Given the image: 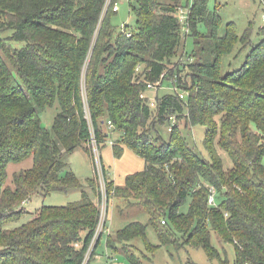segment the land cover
<instances>
[{
	"label": "trees",
	"instance_id": "trees-1",
	"mask_svg": "<svg viewBox=\"0 0 264 264\" xmlns=\"http://www.w3.org/2000/svg\"><path fill=\"white\" fill-rule=\"evenodd\" d=\"M207 3L192 1L185 33L175 14L188 0H134V26L119 31L112 24L118 0H0V33L11 32L0 37V264H85L87 255L89 263L102 236L94 241L102 192L91 133L98 149L119 135L110 141L113 156L128 147L143 160L122 186L107 179L101 162L104 189L107 198L147 213L160 246L202 250L227 264L225 248L212 244L215 235L233 248V264H264V26L241 67L221 76V58L237 44L248 47L251 32L238 36L230 22L220 34L221 19ZM168 73L171 91L151 107L146 86L161 85ZM55 104L49 131L40 112ZM166 122L164 139L158 129ZM180 122L187 130L205 128L207 159L188 144ZM77 148L93 167L88 191L62 160ZM28 158L32 166L8 185V165ZM77 190L78 201L42 205L24 224L5 228L25 216L22 205L40 191ZM210 190L215 207L208 205ZM145 230L132 222L108 235L106 247L140 264L128 242L138 237L146 250L158 248Z\"/></svg>",
	"mask_w": 264,
	"mask_h": 264
},
{
	"label": "rangeland",
	"instance_id": "rangeland-1",
	"mask_svg": "<svg viewBox=\"0 0 264 264\" xmlns=\"http://www.w3.org/2000/svg\"><path fill=\"white\" fill-rule=\"evenodd\" d=\"M185 1V0H184ZM134 5V0H118L117 14L112 18V24L115 25L116 31L122 26H128L127 28H133L135 18L131 12L130 6ZM209 11L215 12L221 19L222 28L220 34L223 33V27L227 23H234L235 32L238 36H242L245 30H250V45L246 48H240L241 45L237 44L235 49L228 55H224L220 62L221 76L231 73L241 67L246 56L249 54L252 46L256 45L262 37L261 27L264 26V0H208L207 3ZM201 30H204L201 28ZM11 34L10 31L0 33V37H7ZM13 48H21L22 42H12ZM192 49L191 41L187 40L185 52L187 56ZM189 58V57H188ZM186 57L181 59V63L186 62ZM193 60L189 59V63ZM176 69V66H169L168 71ZM170 74L168 73L164 77L161 85L154 89L149 90L146 93L148 99H154L156 96H161L166 93H170ZM158 89V92L156 90ZM152 103V102H151ZM154 104V103H153ZM151 107L154 105H150ZM58 112V106L55 104L52 107L46 108L40 112L41 125L51 131V125L54 116ZM183 122H180L181 132L184 133L188 144L192 147L194 152L201 158L207 159L208 153L203 146V139L205 134V128L203 126H196L191 130L183 128ZM168 123L159 127L161 136L166 139L168 136L167 131ZM117 134L110 135L109 141L117 139ZM98 153L101 157V162L105 168L107 179H112L116 186H122L124 184L125 177L143 169V160L130 148L124 147L122 156L117 159L113 156L112 147L109 143H105L104 146L100 145ZM91 151V150H90ZM216 151L220 159L222 160L223 168L228 170L232 167V162L229 156L216 146ZM91 155L94 161H96L95 153L92 150ZM62 160L67 164L68 170H71L78 178L84 190L88 191L86 184L87 179L93 175V167L87 154L81 149L77 148L73 153H63ZM264 163V161H263ZM32 166L31 158H28L19 163H11L7 167V184L11 185L13 174L25 171ZM96 167V165H95ZM100 184V181H99ZM100 189L103 194L105 189L100 184ZM105 196V194H104ZM102 196L100 203L101 217L100 226L103 228L107 221L106 229H102V236L100 242L95 249L94 255L90 258L88 264H131L130 261L121 253L114 252L106 247V240L108 235L113 237L114 233L126 225L132 222H139L146 227L145 237L148 243L153 246H158L154 251H148L143 245L141 238H134L128 242L131 246L130 251L139 258L140 264H188L192 262L194 264H221L217 261H210L202 250L190 249L183 247L174 249L171 245L159 244L157 235L149 223V217L147 213L137 205L127 206L125 201L117 198H105ZM80 199V191H68L66 193H50L44 195L41 191L33 196L30 201L25 202L22 207L26 211L25 216L16 223H11L5 228L13 229L15 227L24 224L30 220L36 213V211L42 206H64L71 202H76ZM98 225V226H99ZM212 244L221 252L222 248H225L226 256H221L223 259L227 258V264L234 263V251L229 245H224L216 239L215 235H212ZM122 244L116 243L117 249L122 248ZM87 258L85 264L87 263Z\"/></svg>",
	"mask_w": 264,
	"mask_h": 264
},
{
	"label": "built area",
	"instance_id": "built-area-1",
	"mask_svg": "<svg viewBox=\"0 0 264 264\" xmlns=\"http://www.w3.org/2000/svg\"><path fill=\"white\" fill-rule=\"evenodd\" d=\"M192 1L193 0H188L187 7L186 8H179L178 11H177V13L175 14V16L177 17L180 25L182 26V31L185 32V33L188 32V29H187V18H188L189 10L191 8ZM156 84L157 85H160V82H157ZM146 87H147L148 90H151V89H154L155 88V84L148 83ZM173 90L177 93L176 88H173ZM177 94H179V93H177ZM141 96L142 97H145V95H141ZM179 96L182 98V95L181 94H179ZM153 103H154V101L152 99L151 105H154ZM170 120L173 121V117L170 118ZM108 126H109L108 128H111V123L110 122H108ZM168 130L170 131V128H168ZM91 136L92 137H91L90 142H91L92 150L95 153L96 161H94V163L96 165V171L98 173V179L100 181L101 186L103 185V187H104L103 173H102V166H101L102 164H101L100 154L98 153V147H97V145L95 143V140L93 138L92 133H91ZM108 143L111 145V142L110 141ZM103 192H102V196H104V194L106 196V193L103 194ZM105 196L103 198L104 201H105V198H106ZM106 201H107V198H106ZM208 205L209 206H212V207H215V199H214L213 190H210V193H209V196H208ZM99 224H100V221H99ZM102 229L103 228H101L100 225L97 226L94 241H95L96 238H98V236L100 235V233H102ZM94 241L92 242V244L94 243Z\"/></svg>",
	"mask_w": 264,
	"mask_h": 264
},
{
	"label": "crops",
	"instance_id": "crops-1",
	"mask_svg": "<svg viewBox=\"0 0 264 264\" xmlns=\"http://www.w3.org/2000/svg\"><path fill=\"white\" fill-rule=\"evenodd\" d=\"M113 134H115V133H113ZM112 133L110 134V135H113ZM116 136H118V135H116ZM111 140V139H110Z\"/></svg>",
	"mask_w": 264,
	"mask_h": 264
}]
</instances>
